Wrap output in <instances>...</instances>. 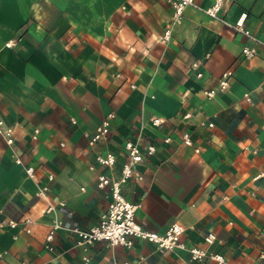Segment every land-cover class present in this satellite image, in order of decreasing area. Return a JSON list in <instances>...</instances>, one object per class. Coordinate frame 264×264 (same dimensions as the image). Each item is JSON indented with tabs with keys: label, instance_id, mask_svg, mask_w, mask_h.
<instances>
[{
	"label": "crops",
	"instance_id": "1",
	"mask_svg": "<svg viewBox=\"0 0 264 264\" xmlns=\"http://www.w3.org/2000/svg\"><path fill=\"white\" fill-rule=\"evenodd\" d=\"M195 1L177 17L167 0H0V120L15 132L12 145L0 135V264H218L141 238L77 245L69 227L99 222L111 195L98 175L120 174L127 140L144 159L122 192L144 228L177 221L202 248L214 232L223 264H264V0H224L223 20L205 11L216 0ZM226 70L229 88L207 97ZM110 113L108 136L89 144ZM108 151L113 168L95 162ZM55 219L65 227L49 250Z\"/></svg>",
	"mask_w": 264,
	"mask_h": 264
},
{
	"label": "built area",
	"instance_id": "2",
	"mask_svg": "<svg viewBox=\"0 0 264 264\" xmlns=\"http://www.w3.org/2000/svg\"><path fill=\"white\" fill-rule=\"evenodd\" d=\"M171 3L174 8L175 16H180L182 12L188 6L195 5V0H167ZM224 0H216L214 5L207 8L205 11L214 18L222 19L218 15ZM223 20V19H222ZM225 21V20H224ZM232 28L243 32L245 35L250 37L255 44H260L261 40L253 36L249 30L244 29L243 22H237L235 24L227 23ZM171 31L166 30L164 35V41L170 38ZM16 42L10 40L5 45L7 47H12ZM256 46H244L243 53L247 57H252L256 53ZM231 70H226L223 72L219 78L218 86L215 88L204 90V94L207 97H214L217 93L223 92L229 88L230 78L232 76ZM202 73L199 72L197 76H201ZM190 114H186L188 117ZM115 117L114 113H110L102 123L97 126L94 130L92 136L89 139V144L94 145L99 140L106 138L110 132L111 120ZM161 118H154L153 123L155 125L161 124ZM4 120H0V135L4 136L8 145H12L15 142V132L13 128L8 127L3 129ZM209 125H213L209 123ZM39 129H35V133ZM170 138H166L165 141L168 142ZM183 140L185 144L192 145V139L189 133L183 134ZM126 153L128 160H126L121 168V172L117 177L109 176L105 174H99L97 178V186L99 188H105L109 186L111 201L109 202L106 210L101 214L100 220L97 224L90 226L89 228H81L79 226L69 227L74 234L77 235V245L88 248L89 244L96 241H109L112 245H122L125 247H132L135 238H141L149 242L155 243L159 248L165 250L182 249L188 251L193 260H202L206 257L215 259L218 264H223L226 259L225 256L217 251H215L211 246L217 240V235L214 232H210L205 236V241L207 247L202 248L199 246L188 245L182 239V235L185 231V227L175 221L172 222L169 227L164 232H157L155 230H149L144 228L136 218V212L139 208L138 202H132L126 199L122 192V185L133 176L135 166L139 164L144 159V151L140 147L138 142L133 140H127L125 143ZM155 151V146L150 144L147 146V153L149 155L153 154ZM17 162H21L20 159H16ZM95 162L101 166L108 168H113L116 166L117 157L112 151L106 153H98L95 158ZM34 167L28 166L26 168L27 174L32 177L34 176ZM264 173V171H263ZM60 205H65L64 202H60ZM55 204H50L47 208V212H52L56 210ZM26 223H30V219L25 220ZM17 222L12 221L11 226H16ZM62 220L55 219L50 226V231L46 236L45 248L52 250L55 235L57 231L64 228ZM30 232V229H27ZM84 260H89V256L85 254L83 256ZM32 264V263H26ZM125 264H129L125 262Z\"/></svg>",
	"mask_w": 264,
	"mask_h": 264
}]
</instances>
